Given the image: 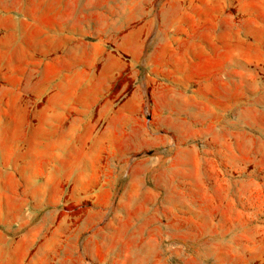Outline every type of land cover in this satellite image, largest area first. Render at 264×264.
Here are the masks:
<instances>
[{"label":"rangeland","instance_id":"374dc122","mask_svg":"<svg viewBox=\"0 0 264 264\" xmlns=\"http://www.w3.org/2000/svg\"><path fill=\"white\" fill-rule=\"evenodd\" d=\"M0 264H264V0H0Z\"/></svg>","mask_w":264,"mask_h":264}]
</instances>
